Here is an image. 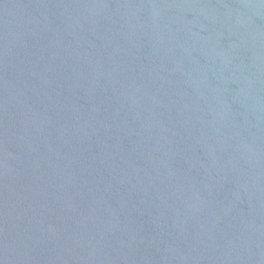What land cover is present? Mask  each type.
<instances>
[{
    "label": "water",
    "instance_id": "1",
    "mask_svg": "<svg viewBox=\"0 0 264 264\" xmlns=\"http://www.w3.org/2000/svg\"><path fill=\"white\" fill-rule=\"evenodd\" d=\"M0 264H264V0H0Z\"/></svg>",
    "mask_w": 264,
    "mask_h": 264
}]
</instances>
